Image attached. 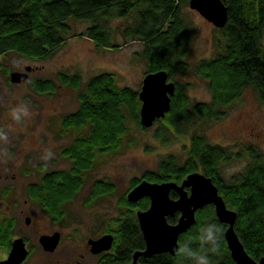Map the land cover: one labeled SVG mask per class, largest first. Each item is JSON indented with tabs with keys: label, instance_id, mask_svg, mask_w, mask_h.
<instances>
[{
	"label": "trees",
	"instance_id": "1",
	"mask_svg": "<svg viewBox=\"0 0 264 264\" xmlns=\"http://www.w3.org/2000/svg\"><path fill=\"white\" fill-rule=\"evenodd\" d=\"M228 8L229 20L218 29L222 39L218 52L211 60L196 65L189 62L194 31L186 20L184 9L190 0H0V58L17 53L39 62L51 59L72 34L71 20L88 22L82 38L92 40L100 49H118L113 43L111 23L124 22L121 34L126 42H138L137 54L147 66V74L166 71L176 85L172 107L164 119L156 122L160 128L156 138L167 145L170 138L187 141L186 158L175 155L161 158L156 171L135 178L120 201L121 215L106 228L114 235L113 254H107L99 264H130L133 255L145 250V241L137 219L138 211L150 207L148 198L130 203L127 196L143 181L181 184L190 174L199 172L211 178L227 207L237 213L236 233L247 253L255 260L264 257V152L256 146L225 147L212 144L203 130L227 117L230 109L243 94L252 89L264 104V0H222ZM193 73L205 80L211 101L192 103L190 85L178 75ZM62 86L80 90L78 74L61 73ZM32 88L38 94L52 95L57 85L51 80H35ZM78 110L61 119V134L75 133L73 142L61 155L70 163L67 171L46 172L39 184L29 187L32 199L57 222L65 218L66 203L71 202L84 186V176L91 172L98 157L121 151L130 134V123L147 131L140 123L139 91L120 87L112 73H103L88 80L79 93ZM248 159L242 172L226 180L222 169L234 161ZM44 171V167L40 169ZM115 192V186L99 180L94 184L90 200ZM172 199H177L175 192ZM197 223L180 236L179 251L141 258L143 264H196L194 258L180 250L187 244L202 252L210 264H237L231 257L224 238L222 224L213 205L196 214ZM178 215L169 218L175 224ZM215 224L219 227V251L210 245L201 246V229ZM13 224L5 219L0 224V248L9 250Z\"/></svg>",
	"mask_w": 264,
	"mask_h": 264
},
{
	"label": "rangeland",
	"instance_id": "2",
	"mask_svg": "<svg viewBox=\"0 0 264 264\" xmlns=\"http://www.w3.org/2000/svg\"><path fill=\"white\" fill-rule=\"evenodd\" d=\"M184 13L194 31L190 64L213 59L218 52V42L222 39L218 29L191 10L189 4ZM70 25V38L51 59L39 62L17 53L0 58V135L7 136L6 141L0 140V218H15V235L28 239L32 254L25 264H56V259L62 255L75 256L83 251V264H97L98 257L86 249L87 241L101 237L107 226L121 215L120 201L129 191L131 182L148 171H156L164 156L172 154L183 160L187 155L184 144L189 143V138L184 143L170 138L165 145L156 138L159 124L141 131L132 122L122 150L98 157L95 168L85 174L82 190L63 207V225H54L37 208L26 205V187L36 181L38 176L33 175L43 171L41 167H46L50 172L69 170L71 166L61 153L73 142L76 134L70 133L64 137L61 134V119L78 110L79 93L84 84L94 76L112 73L120 87L140 92L148 71L146 64L137 57L142 45L126 42L123 38V21L111 23L114 29L113 43L121 48L110 50L100 49L89 38L81 37L91 26L90 23L71 20ZM27 67L32 68L28 80L21 84L11 83V74L26 72ZM61 73L78 74L82 80L81 89L78 91L70 86H62L59 81ZM178 76L183 83L190 85L188 94L192 103L211 101L212 95L205 80L193 73ZM35 80L55 82L56 92L52 95L36 93L31 86ZM17 106L27 107L30 113L18 122L11 118L12 109ZM203 130L212 144L234 148L252 144L264 152V104L249 89L227 110L225 119L210 126L205 125ZM247 164L248 159L245 158L225 165L222 169L224 178L230 180L242 172ZM99 180L112 183L115 192L90 200L94 184ZM11 190V197L4 199L3 195ZM26 209L29 213L25 212ZM26 213L32 217L31 226L25 223ZM58 230L63 233L60 250L55 255L45 253L39 238ZM7 255L6 250H0V259Z\"/></svg>",
	"mask_w": 264,
	"mask_h": 264
},
{
	"label": "water",
	"instance_id": "3",
	"mask_svg": "<svg viewBox=\"0 0 264 264\" xmlns=\"http://www.w3.org/2000/svg\"><path fill=\"white\" fill-rule=\"evenodd\" d=\"M189 6L217 29L224 28L229 20L228 8L222 0H190ZM31 71L32 68L27 67L26 72L12 73L11 83L26 82ZM175 91L176 85L170 81L166 71L145 76L139 92L142 103L140 123L143 128L150 129L157 121L166 117L171 110ZM172 192L178 195L177 199H172ZM146 198L150 200L149 209L137 212L145 250L136 252L130 264H143L140 262L141 258H151L161 254L175 257L179 251L180 236L197 223V212L209 205L214 206L218 220L228 226L224 238L232 259L237 264H264V257L257 261L247 253L235 230L237 213L227 207L213 180L204 174L199 172L190 174L181 184L143 181L127 196L130 203H137ZM177 215V222L171 224L169 218ZM59 242V233L52 236L44 235L39 239L40 245L46 252L55 251ZM114 242V236L104 235L98 240H89L88 245L91 247V252L98 255L110 251ZM28 256L29 250L25 240L18 238L12 242L8 259L1 264H23Z\"/></svg>",
	"mask_w": 264,
	"mask_h": 264
},
{
	"label": "flooded vegetation",
	"instance_id": "4",
	"mask_svg": "<svg viewBox=\"0 0 264 264\" xmlns=\"http://www.w3.org/2000/svg\"><path fill=\"white\" fill-rule=\"evenodd\" d=\"M68 169H63V170H57V171H67ZM46 172H49V171H47V168L45 167L44 168V173H43V171H41L40 173H38V174H34L33 175V177H35V175L36 176H38L37 177V179H36V181H34V182H31V183H29L28 185H27V187H26V193H27V199H26V201H25V203H26V205L27 206H32L33 208H37L39 211L38 212H40L45 218H48L54 225H63L62 223H64V220H65V218H64V220L63 221H61V222H57V221H55L54 219H53V217H51L43 208H42V206L38 203V202H36V201H34L33 199H32V197H31V195H30V193H29V187L31 186V185H34V184H39L40 183V180L42 179V177L45 175V173ZM50 172H52V171H50ZM11 193H12V190L11 191H9L8 193H5L4 195H3V197H4V199H6V198H10L11 197ZM26 211H28V209H26L25 210V212ZM8 213H10V210L8 211ZM27 213H29V211L27 212ZM25 214L24 216H25V223H26V225L27 226H31V222H32V217L29 215V214ZM5 219H9V220H11L12 221V224H13V238H12V242L14 241V240H16V239H18V238H23L24 240H25V242H26V246H27V248H28V250H29V256H28V258L26 259V261L29 259V257H30V255L32 254V251H31V248L29 247V241H28V239L26 238V237H21V236H18V235H15V231H16V227H17V223H16V220H15V218H13V217H11V216H9V217H2V218H0V224H1V222L3 221V220H5ZM28 221H29V223H28ZM226 226V230H227V228H228V226L227 225H225ZM225 230V231H226ZM55 233H59L60 234V242H59V245L57 246V248H56V250L55 251H53V252H46V251H44L45 253H47V254H50V255H55L56 253H58V251L60 250V247H61V245H62V241H63V233L60 231V230H58V231H56V232H54L53 234H43V235H41V236H44V235H49V236H52V235H54ZM225 233V232H224ZM104 235H112V236H114L113 234H111V233H109V232H107V230L105 229L104 230V233H103V235L101 236V237H103ZM101 237H99V238H97V239H93V240H98V239H100ZM40 239V238H39ZM89 240H91V239H89ZM88 240V241H89ZM88 241H87V250L94 256V257H98V262H97V264H99L100 263V261L104 258V256L105 255H107V254H113L114 252H113V250H114V245H113V248L110 250V251H107V252H103V253H101V254H98V255H94L92 252H91V247L88 245ZM11 245H12V243H11ZM41 246V245H40ZM42 247V246H41ZM43 249V248H42ZM0 250H6L7 252H8V255H7V257L6 258H4V259H0V264L2 263V262H4V261H6L7 259H8V256H9V253H10V250H11V247H10V249L9 250H7V249H1L0 248ZM84 257H85V255H84V251L83 252H80V253H78V254H76L75 256H70V255H65V256H61V257H58L57 259H56V261H55V263L56 264H83V259H84ZM26 261L23 263V264H25L26 263Z\"/></svg>",
	"mask_w": 264,
	"mask_h": 264
},
{
	"label": "clouds",
	"instance_id": "5",
	"mask_svg": "<svg viewBox=\"0 0 264 264\" xmlns=\"http://www.w3.org/2000/svg\"><path fill=\"white\" fill-rule=\"evenodd\" d=\"M29 111L25 106H17L12 109L11 118L13 121H20L22 117L29 116ZM0 140H7V136L0 135ZM50 155V154H49ZM218 233L219 227L215 224L207 225L201 229L200 243L203 247L204 245H210L211 251H219L218 244ZM184 255L194 258L196 264H210L209 258L206 254L202 252H195L189 248L187 244L180 250Z\"/></svg>",
	"mask_w": 264,
	"mask_h": 264
}]
</instances>
